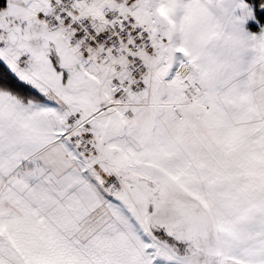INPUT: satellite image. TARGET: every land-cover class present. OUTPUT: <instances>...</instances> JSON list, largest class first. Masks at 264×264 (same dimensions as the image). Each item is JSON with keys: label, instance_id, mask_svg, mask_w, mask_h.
I'll return each mask as SVG.
<instances>
[{"label": "snow or ice", "instance_id": "1", "mask_svg": "<svg viewBox=\"0 0 264 264\" xmlns=\"http://www.w3.org/2000/svg\"><path fill=\"white\" fill-rule=\"evenodd\" d=\"M0 264H264V0H0Z\"/></svg>", "mask_w": 264, "mask_h": 264}]
</instances>
